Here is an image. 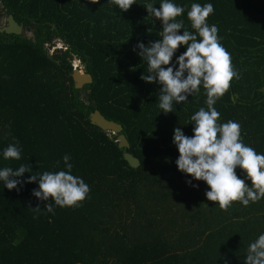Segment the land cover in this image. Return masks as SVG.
Returning a JSON list of instances; mask_svg holds the SVG:
<instances>
[{
  "label": "trees",
  "instance_id": "obj_1",
  "mask_svg": "<svg viewBox=\"0 0 264 264\" xmlns=\"http://www.w3.org/2000/svg\"><path fill=\"white\" fill-rule=\"evenodd\" d=\"M135 2L123 12L111 0H0V22L12 16L25 29L22 36L0 34V169L32 167L15 178L17 189L0 181V264H245L249 245L264 234V198L224 211L207 200L206 182L178 170L174 129L194 135L191 116L207 110L206 92L201 86L162 112L163 86L141 80L147 61L136 46L162 39V22L143 5L159 9L163 0ZM170 2L185 8L178 34L194 32L187 17L193 3L214 6L207 23L218 27L239 77L214 105L218 123H239L243 143L264 154V0ZM56 41L66 49L51 54ZM185 51L179 46L171 64ZM75 58L93 77L80 90ZM95 110L124 127L129 149L91 123ZM15 141L21 159H4ZM126 151L139 167H130ZM66 154L89 197L77 208L53 202L54 214L47 213L50 201L32 194L39 181H25L66 171ZM235 171L251 187L246 173ZM38 205L39 213L31 210Z\"/></svg>",
  "mask_w": 264,
  "mask_h": 264
},
{
  "label": "clouds",
  "instance_id": "obj_2",
  "mask_svg": "<svg viewBox=\"0 0 264 264\" xmlns=\"http://www.w3.org/2000/svg\"><path fill=\"white\" fill-rule=\"evenodd\" d=\"M111 2L123 12L136 4L135 0ZM143 7L163 25L161 40L147 47L143 43L136 46L142 60L147 61V74H142L141 80L149 84L159 82L163 86L158 97L159 108L165 114L173 112L174 104L187 102L189 96L199 94L201 86L207 96V110L202 107L191 116L194 135L186 136L180 127L174 129L173 143L179 152L176 161L178 170L197 181L206 182L210 188L205 193L207 200L218 203L221 210L227 211L235 202L245 207L250 202H258L264 198V154H258L243 143L239 123L231 120L218 123L220 113L214 107L217 100L229 90L233 78H239L232 67L230 53L219 42L218 27L207 23L214 6L211 3L203 6L193 3L187 17L194 32L183 30V34L178 33L184 29V21L177 18L185 12L184 7L170 0H163L159 9L150 2ZM181 45L185 46L186 51L177 58L175 64H171ZM54 49L65 50L66 47L56 41L50 52ZM76 60L81 62L78 58L72 61L73 71H83L85 67L82 62L81 67L74 68ZM170 64L169 67H162ZM21 152L19 142L15 141L7 146L3 156L6 160L19 161ZM70 160L69 155L63 156L66 171L33 173L25 181H39V190H33L32 194L38 200L50 201L43 208L47 213L54 214L53 202L60 208H77L89 197V186L82 178L72 174ZM56 163L59 165L60 161ZM238 167L246 173L251 187L238 178L235 171ZM31 172L32 167L28 164H21L16 170L5 167L0 169V181L11 191L21 184L15 178ZM31 210L39 213L41 207L38 205ZM245 264H264V234L249 245Z\"/></svg>",
  "mask_w": 264,
  "mask_h": 264
},
{
  "label": "water",
  "instance_id": "obj_3",
  "mask_svg": "<svg viewBox=\"0 0 264 264\" xmlns=\"http://www.w3.org/2000/svg\"><path fill=\"white\" fill-rule=\"evenodd\" d=\"M3 33L7 35L22 36L25 33V29L23 26L19 25L12 16H9L5 20V25H0V34ZM73 80L75 88L79 90L93 83L92 75L89 74L86 70H74ZM90 120L93 125L101 128L103 131L118 136L117 142L120 149H129L128 140L123 134L124 127L121 124L107 119L99 110H95L90 115ZM124 159L128 162L131 168L135 169L140 165L139 160L127 151L124 153Z\"/></svg>",
  "mask_w": 264,
  "mask_h": 264
},
{
  "label": "rangeland",
  "instance_id": "obj_4",
  "mask_svg": "<svg viewBox=\"0 0 264 264\" xmlns=\"http://www.w3.org/2000/svg\"><path fill=\"white\" fill-rule=\"evenodd\" d=\"M0 25H1V26H4V25H5V19L1 20ZM28 36H29V37H32V34L28 33ZM50 53L52 54V51H51ZM82 70L84 71L85 68H83Z\"/></svg>",
  "mask_w": 264,
  "mask_h": 264
},
{
  "label": "built area",
  "instance_id": "obj_5",
  "mask_svg": "<svg viewBox=\"0 0 264 264\" xmlns=\"http://www.w3.org/2000/svg\"><path fill=\"white\" fill-rule=\"evenodd\" d=\"M78 67H81V62L79 60H76L74 63V68L76 69Z\"/></svg>",
  "mask_w": 264,
  "mask_h": 264
}]
</instances>
